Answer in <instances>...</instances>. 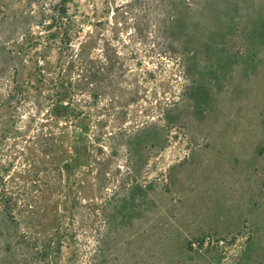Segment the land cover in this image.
I'll list each match as a JSON object with an SVG mask.
<instances>
[{"label":"rangeland","instance_id":"374dc122","mask_svg":"<svg viewBox=\"0 0 264 264\" xmlns=\"http://www.w3.org/2000/svg\"><path fill=\"white\" fill-rule=\"evenodd\" d=\"M61 31L102 58L101 106L137 109L139 80L157 112L101 148L82 195L44 176L36 225L0 206V264H264V0H0V148L49 124Z\"/></svg>","mask_w":264,"mask_h":264},{"label":"trees","instance_id":"16d2710c","mask_svg":"<svg viewBox=\"0 0 264 264\" xmlns=\"http://www.w3.org/2000/svg\"><path fill=\"white\" fill-rule=\"evenodd\" d=\"M59 24L60 31L62 23ZM51 35L59 37V72L48 79L51 94L46 98V121L49 124H41L35 132H32V125L25 126V130L16 128L4 138L0 148V157H5L3 164L0 160V206L12 219L30 226L36 225L42 211L44 176L51 178V190L67 188L71 193L82 195L94 166L99 173L101 148L105 145L112 148L127 140L140 125L149 122L158 108L141 96L145 89L139 80L133 97L137 109L130 113L116 111L118 106H126L121 105L117 97H112L109 108L101 106L102 98L107 95L102 84L107 77L102 58L89 57L83 42L76 48L73 35L68 31ZM105 58L113 70L124 66L115 55ZM139 76L151 78V72H142ZM85 96L89 100L79 98ZM141 100H145L147 106L140 104ZM89 127L92 135L88 134ZM96 190L85 202L92 220L98 219L106 208L103 185ZM261 192L264 198V178ZM74 205L80 208L84 204L79 200ZM62 236H57L53 242L59 255L65 243Z\"/></svg>","mask_w":264,"mask_h":264}]
</instances>
